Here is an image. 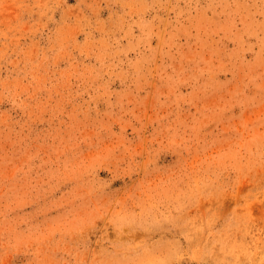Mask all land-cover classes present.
I'll list each match as a JSON object with an SVG mask.
<instances>
[{"label": "rangeland", "instance_id": "1", "mask_svg": "<svg viewBox=\"0 0 264 264\" xmlns=\"http://www.w3.org/2000/svg\"><path fill=\"white\" fill-rule=\"evenodd\" d=\"M0 264H264V0H0Z\"/></svg>", "mask_w": 264, "mask_h": 264}]
</instances>
